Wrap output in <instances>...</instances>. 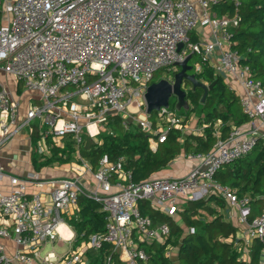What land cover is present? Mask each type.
<instances>
[{"label":"built area","instance_id":"obj_1","mask_svg":"<svg viewBox=\"0 0 264 264\" xmlns=\"http://www.w3.org/2000/svg\"><path fill=\"white\" fill-rule=\"evenodd\" d=\"M221 1L0 0V151L24 135L31 152L50 157L54 147L65 148L68 135L77 146L84 133L96 140L112 114L135 121L155 150L172 126L184 129L183 117L162 107L155 127L145 93L160 69L175 73V64L190 54L196 56L191 64L197 75L208 66L215 75L233 77L242 92L234 84L230 89L248 117L245 126L233 124L226 137L216 132L210 151L187 154L195 165L183 176L161 174L136 182L123 158L111 162L103 156L94 168L80 153L77 158L84 173L93 174V183L79 176L17 175L0 164V264H99L91 253L105 244L125 264L147 262L142 244L165 243L171 229L143 214L139 203L148 201L175 219L183 210L181 196L192 199L212 191L236 210L247 242L257 238L264 244V207L251 217V196L215 181L222 167L264 141V86L233 48L242 0H231L236 12L220 15L213 7ZM22 90L30 93L23 103L15 95ZM29 182L37 187L32 193ZM81 195L97 201L107 220L105 230L88 239L84 233L67 237L59 230L61 224L73 227L70 219ZM62 242L70 246L59 253L55 246ZM47 244L52 250L43 252ZM103 264H112L111 255Z\"/></svg>","mask_w":264,"mask_h":264},{"label":"trees","instance_id":"obj_2","mask_svg":"<svg viewBox=\"0 0 264 264\" xmlns=\"http://www.w3.org/2000/svg\"><path fill=\"white\" fill-rule=\"evenodd\" d=\"M213 8L220 15L236 12L231 0H223ZM239 12L241 20L234 29L233 48L241 54V62L250 66L253 77L261 80L264 86V0H242ZM193 40H196V37H193ZM195 59L196 56L193 60ZM197 76L208 84L215 83L204 102L202 88L197 87L195 91L189 92L193 106L182 122L185 125L191 112L195 113L202 102L200 113L197 115L198 124H207L202 135L185 134L181 128L172 126L166 140L158 143L153 150L150 135L135 121L112 114L102 126L97 140L89 136L83 138L82 144L77 148L80 155L94 168L103 156L111 162L123 158L125 169L132 172L134 181L140 182L163 174L164 169L183 151H210L217 140L216 121L220 119L225 123L224 134L221 133V137H225V133L232 127L227 124L229 119L237 115L239 97L228 88L221 75L214 74L213 68L205 66L203 72ZM238 120L248 122V117L243 115ZM156 125L154 122L155 127ZM74 149L76 148L71 143H67L64 149L54 147L50 157L40 158L38 155L40 164H48L53 159L69 161ZM33 154L35 162L36 153ZM215 181L231 187L240 196H251L252 203L263 206L264 141L259 142L247 156L222 167L215 175ZM78 202L79 210L76 216L70 219L78 237L84 233L85 238H82L87 239L92 233L104 231L107 220L101 205L83 195L79 196ZM226 204L227 200L217 191L209 192L200 199H189L187 205L178 213L184 222V226H181L171 216L152 208L148 201H141L139 206L143 214L152 217L155 223L169 224L171 229L165 243L142 244L149 256L145 264H260L264 244L256 238L248 247L249 259L244 258V246L236 244L237 227L220 212L226 208ZM253 216L252 214L251 217ZM191 227L195 228L194 233L188 231ZM171 246L178 248V262L167 255ZM95 252V255L91 253L93 262L103 264L104 258L111 255L112 264H125L118 254L112 252L109 244Z\"/></svg>","mask_w":264,"mask_h":264},{"label":"crops","instance_id":"obj_3","mask_svg":"<svg viewBox=\"0 0 264 264\" xmlns=\"http://www.w3.org/2000/svg\"><path fill=\"white\" fill-rule=\"evenodd\" d=\"M195 60H193V61H195ZM222 77L227 82V86L229 89L232 86L231 84H234L235 87H237L236 89L238 90V92L239 93L242 92V89L239 86H237L236 81L233 80V77H229L226 75H223ZM205 83H207V82H205ZM188 112L189 111H187V113L185 115H183L182 117L187 116ZM195 114L196 113L191 112V115L189 116L190 119L187 120V122L184 125L185 127L183 129V133H185V134L193 133V134H197V135H202L204 133V129L206 128L207 124L206 123H204L203 125L198 124V116H196ZM243 115H245V114L243 112V108H242V105H241L240 100H239L237 115L235 117H231L227 124L229 126H231L233 124L238 125L240 123L239 125L245 126L247 124V120L242 121V122H240L238 120V119L242 118ZM190 120H191V122H190ZM224 124L225 123H223L222 120H220V119H218L215 123V128H216V131L219 133V136H222V134H224V130H223ZM230 130H229V132H230ZM229 132L227 131L225 133L226 134L225 137L229 134ZM64 142L66 145H67V143H71L73 145V147L76 148L73 150L72 155H71V159L69 161L62 162L59 159H53L48 164H45V165L41 164V166L39 168H37V166H35V162L33 161V155L34 154H33V152H31V144L29 142V139L24 135L18 136L15 139L9 141L1 149V151H0V164L3 165L4 168L6 170H8L9 172H11L13 174H17V175H26V174H28V172H37L41 179L65 178V177L79 176L82 180H84V179L90 180L93 183L94 182L93 174L91 172H89L87 174L84 173L85 172L84 167L81 165L80 161L77 158V154L79 153V151L77 149L78 146L76 145V142H75V139L73 138V136L68 135L64 139ZM60 149H64V148H60ZM187 154H189V153L183 151L179 156H177L169 164V166L166 169H164L163 172L165 174H162V175H168V176H172V177L185 175L195 165V161L189 160L186 157ZM27 189H28V192L32 193L34 190L37 189V187L33 183L29 182ZM186 199L189 200L188 197H186ZM228 205L229 204L227 202L226 208L222 209V210L220 209L221 210L220 212L223 213V215L226 219L231 221L234 224V226L237 227L236 244L237 245L240 244V246L241 245L244 246V248H245L244 254H243L244 258L249 259L248 247H250L252 245V242L255 239L251 240L250 242H247V240H246L247 238L245 235L246 226L242 225L238 221L237 213L234 215H231L233 211L231 210V207ZM263 207H264V204H263V206H262V204L259 206L255 203H252V214L253 215L259 214L262 211ZM71 211H74V210L72 209ZM65 216L70 217V216H68V214H65ZM175 220L179 225L184 226V222L182 219H180V217H179V219L175 218ZM70 230H71V235H74V236L77 235L76 230L73 227ZM8 245L10 246L11 244H8ZM59 246L60 247L65 246V250H66L69 248L70 243L69 242H66V243L62 242V243H59ZM175 254H176V259L179 261L178 250H177V252H175ZM260 264H264V255L262 257Z\"/></svg>","mask_w":264,"mask_h":264},{"label":"water","instance_id":"obj_4","mask_svg":"<svg viewBox=\"0 0 264 264\" xmlns=\"http://www.w3.org/2000/svg\"><path fill=\"white\" fill-rule=\"evenodd\" d=\"M181 47L182 44H179V49ZM192 59L190 54L182 62H177L175 64L177 70L173 78H161L148 86L145 93L148 114L152 115L162 107H170L171 98L174 96L176 97L175 109L177 111L182 109L189 111L192 108L189 92L195 91L197 87L204 90L202 102L205 101L215 82L207 84L200 80L197 74L193 72Z\"/></svg>","mask_w":264,"mask_h":264},{"label":"rangeland","instance_id":"obj_5","mask_svg":"<svg viewBox=\"0 0 264 264\" xmlns=\"http://www.w3.org/2000/svg\"><path fill=\"white\" fill-rule=\"evenodd\" d=\"M170 76V78H173V76H174V73L173 72H169L168 70H167V68H162V69H160L158 72H157V74H156V76L154 77V79H153V81H157V80H160L161 78H166V77H169ZM8 84V86H9V88H12V86H13V84H12V82H8L7 83ZM17 94V97H20V99H21V102L23 103V102H26L27 100H28V96L30 95V93H28V92H26V91H24V90H22V92H20V93H15V95ZM77 102H80L81 101V99H80V97H79V95H76L75 96V98H74ZM190 100V99H189ZM175 105H176V97L174 96V97H172L171 98V105H170V107H169V109L172 111V112H176L177 113V115H179V116H183V115H185L186 113H187V111L185 110V109H182V110H180V111H177L176 109H175ZM200 105H202V102L200 103ZM200 105H199V108H200ZM199 108H198V110L195 112L196 114V116L200 113V110H199ZM153 115H155V116H153ZM151 118H152V120L154 121V122H156V123H158V119H157V117H156V113L154 112L152 115H151ZM195 120V119H194ZM190 122H191V120H190ZM39 123V120H37L36 122H33V124H34V126L35 125H37ZM28 129L29 128H27L26 130H25V132H28ZM83 136L85 137V136H88L86 133H84L83 134ZM97 140V139H96ZM35 166H37V168H39L40 166H41V164H40V161H39V158H38V155L37 154H35ZM163 174H165L164 172H163ZM206 195H208V194H206V193H204V195H193L192 196V199L191 200H194V199H200V198H202V197H204V196H206ZM187 199H186V197L185 196H181V198H180V200H179V203H180V206L183 208V206H186L187 205ZM229 206V205H228ZM230 208V207H229ZM231 210L233 211L232 212V214L231 215H234V214H236V210L233 208L232 209V207H231ZM176 218L177 219H179V215L178 216H176ZM239 224V223H238ZM240 225V224H239ZM241 226V225H240ZM87 239H88V237H87ZM85 243H86V241H85ZM73 245V248H75L76 246H77V243L75 242V243H73L72 244ZM48 250H52V244H47V246L45 247V249L43 250V252H46V251H48ZM55 250L57 251V252H59V253H62L64 250H65V246H59V245H56L55 246ZM177 250H178V248L177 247H173L172 248V250H169L168 252H171L170 254L172 255L171 257L177 262L178 260L176 259V254H175V252H177ZM95 251H92V255L94 254L95 255ZM146 262H140V264H145Z\"/></svg>","mask_w":264,"mask_h":264},{"label":"bare ground","instance_id":"obj_6","mask_svg":"<svg viewBox=\"0 0 264 264\" xmlns=\"http://www.w3.org/2000/svg\"><path fill=\"white\" fill-rule=\"evenodd\" d=\"M59 230L67 237L71 235V230L65 224H61Z\"/></svg>","mask_w":264,"mask_h":264},{"label":"clouds","instance_id":"obj_7","mask_svg":"<svg viewBox=\"0 0 264 264\" xmlns=\"http://www.w3.org/2000/svg\"><path fill=\"white\" fill-rule=\"evenodd\" d=\"M177 68V67H176Z\"/></svg>","mask_w":264,"mask_h":264}]
</instances>
